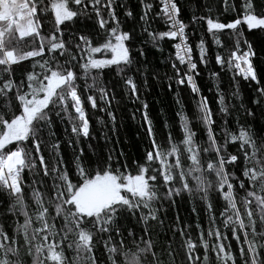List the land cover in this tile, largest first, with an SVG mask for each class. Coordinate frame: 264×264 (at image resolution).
Returning a JSON list of instances; mask_svg holds the SVG:
<instances>
[{"label":"snow or ice","instance_id":"obj_1","mask_svg":"<svg viewBox=\"0 0 264 264\" xmlns=\"http://www.w3.org/2000/svg\"><path fill=\"white\" fill-rule=\"evenodd\" d=\"M215 2L220 5L215 12L213 0H204V13L193 12L185 23L177 0H159L155 17L163 18L165 30L158 31L151 28L153 4L148 0H139V23L130 29L117 16V0H0V192L8 198L0 215L14 218L11 231L0 224V264H24L21 248L32 256V264H70L64 245L76 254L71 264H100L94 245L101 242L104 264H165V257L169 264H202L200 247L203 264L210 251L217 264H264V124L256 126V110L245 107L238 90L230 96L240 103L230 107L217 87L223 134L218 135L213 109L195 83L198 64L209 62L208 36L224 50L214 55L215 63L233 72V83L237 76L255 82L256 98L251 104L256 109L264 105V84L252 60L256 53L244 38L245 29L264 32V0ZM225 13L234 15L222 21ZM124 15L133 18L130 9ZM190 25H206L195 43L198 60L189 41ZM138 27L144 45L139 48ZM225 32L227 42L221 39ZM165 39L173 42L174 49L168 88L171 91L174 82L199 97L196 119L204 127L206 141L196 142V132L182 108L176 114L182 139L174 141L169 131L166 140L157 141L148 105L141 102L149 147L140 161H133L135 174L128 165L114 163L111 152L107 159L98 157L92 167L79 140L90 136L85 105L97 109L98 98L110 108L116 100L111 82L101 79L103 73L114 72L125 95L139 100L135 75H146V47L151 44L160 50ZM152 76L157 79L158 73L153 71ZM108 108L99 110L107 112L115 127V116ZM232 111L243 112L235 126L227 119ZM54 116L61 122L67 119L76 138L75 146L68 141L74 152L71 162L60 153ZM64 132L67 135L68 129ZM42 146L49 149L51 164ZM25 170L41 175L40 186L35 179L25 185ZM49 176L52 182L41 191ZM184 194L190 201L204 203L210 227L205 233L197 222L199 238L194 241L186 231L190 225L173 226V236L181 237L180 247L175 249L170 242L157 252L150 228L153 223L163 226L164 204L175 206L176 197ZM213 200L221 209L223 234L216 226ZM129 217L142 226L139 236L125 226ZM229 234L238 245V258L231 243H225ZM205 235L215 243L210 245Z\"/></svg>","mask_w":264,"mask_h":264},{"label":"trees","instance_id":"obj_2","mask_svg":"<svg viewBox=\"0 0 264 264\" xmlns=\"http://www.w3.org/2000/svg\"><path fill=\"white\" fill-rule=\"evenodd\" d=\"M153 4V10L149 13L152 17L151 28L154 30H165V24L163 18H156L155 13L159 11V4L157 0H148ZM179 7L181 8V18L185 23H189L191 20L193 12L197 15L204 13L202 5L204 0H177ZM120 4H124L125 7H119ZM220 7L219 4L213 0V10L215 12L216 8ZM131 10L133 12V18H126L124 13L126 10ZM116 12L118 18L122 21L123 27L125 29H130L134 25L139 23V16L141 14V5L139 0H117ZM231 15L225 13L220 17L222 21H226ZM47 24V21H45ZM91 27V25H90ZM204 28L206 25L201 27L200 25H190L187 29L189 34V41L194 47V59L198 60V51L195 50V43L198 41L199 37L204 34ZM103 35V33H102ZM95 38V37H94ZM244 38H246L251 44L256 55L252 58L253 64L257 69V75L261 82L264 84V32L253 31L251 33L244 31ZM143 39V34L140 32L139 27L137 28V47H143L140 43ZM223 41L228 40V34L225 32L221 35ZM206 46L209 49L208 57L209 62L207 66L199 65V76L195 78V83L199 86L201 93L208 98L209 105L213 109L214 119L217 121L215 126V131L218 135H223L220 131L222 124V114L219 113V105L217 103V87L225 95V103L230 107L232 104L238 105L239 100L230 96V93L238 90L240 96L243 100L245 107H252L256 110L255 124L259 126L264 124V105L259 109L251 104V101L256 98V84L255 82H249L244 80L242 77L237 76L235 78V83H233V72L227 70L225 67L221 69L219 65L215 63L214 55L217 52H224L223 49L217 48L212 44L211 38L205 36ZM172 41L165 39L160 42V50L152 47L148 44L146 47V59L145 64L147 66V72L145 76L135 75V82L138 87L139 100H134L131 95H125V87L119 82V77L115 75L114 72H108L105 70L101 79L105 83L111 82L110 86L112 91L116 95V100L111 104V107L104 103H101L97 98V109H92L90 105L86 104V114L89 119L90 124V136L87 139L83 137L79 140V148L84 150L85 161H91L92 167H95V160L98 157L107 159L109 152L113 155V162H118L119 166L128 165V171L135 174L136 165L133 161H140L144 156L146 149L149 147V138L147 136V126L144 123L142 117V106L141 102H146L148 105L147 112L148 116L152 121L153 128L155 131V136L157 141L166 140L168 132L171 131L172 138L174 141L178 142L182 139V133L180 129V122L177 117V112L179 109H183L184 114L187 116L190 127L196 132L195 140L196 142L202 143L206 141V134L202 124H200L197 119V106L196 101L199 97H194L190 89L187 86L177 87L173 82L172 90L168 88V78L173 76L171 62L174 58V49L172 47ZM243 48V44H242ZM99 57V54H97ZM144 59V58H141ZM178 63V62H177ZM30 66V65H29ZM155 71L158 73V78L153 79L152 73ZM218 73L216 77H213L211 73ZM147 79V84L145 85L144 80ZM90 82V81H89ZM81 87H83L84 81L80 80L78 82ZM179 98L180 104H177V99ZM100 108H108L112 111L115 116V127H113V122L111 118L107 115L106 111H100ZM243 117V112L239 114L235 111L231 112V115L227 117L231 126H235L237 117ZM135 117V118H133ZM251 120L252 118H248ZM55 120V131L57 133L56 139L61 141L60 143V153L64 157L66 162H71L74 157L73 148L69 147L68 141L72 140L73 145L76 144V138L72 136L71 126L68 124L67 119L61 122L59 119ZM165 121H167L168 127H165ZM65 128L68 129L67 135H65ZM222 142V141H221ZM43 147V155L45 160L51 164L52 157L49 154V149L46 146ZM230 152L234 151L232 147L228 149ZM78 151V149H77ZM122 153V155H121ZM25 185L31 183L33 179L36 180V186L41 184V175L36 172H29L25 170L23 173ZM52 182V177L47 178L46 184L40 187L41 191L45 190L47 184ZM26 193L29 191L26 187ZM239 196H243V193H239ZM239 198V197H238ZM8 198L6 193L0 192V212L6 208ZM221 204L224 202L221 200ZM193 207L196 208V212H193ZM166 211L161 212V218L164 219L163 226L153 223L150 228L152 242L156 247L157 252H159L163 247L167 246L170 242L172 247L178 249L181 245V237L178 233L173 236L171 231L172 227L182 228L185 224L190 225L186 230L188 234L191 235L192 239L198 240L200 229L196 228L197 222H199L201 229L207 233L209 225V215L205 211L204 203L199 199H193L190 201L187 194L183 197H176L175 206L169 203L164 204ZM215 200H213V213L216 216V226L220 227L221 233H225V229L220 226L221 217ZM179 216V223L176 222V217ZM22 219V218H21ZM13 217L0 215V224H3L5 228L9 231L14 227ZM124 224L128 228H133L140 235L141 225L137 223L134 217H129L124 221ZM205 239L208 240L209 244L215 243L212 238L205 235ZM226 244L231 243L234 254L239 256L238 245L235 240H233L229 234V239L225 241ZM96 249V255L100 258V264H104L106 253L103 251V243L94 245ZM199 247V245H198ZM65 256L68 258L70 264L75 258V252L72 249H68L64 245ZM203 248L200 247L199 255H201L203 264ZM20 257L24 264H32V256L27 255L24 248L20 249ZM77 264H81L77 261ZM165 264H169V259L165 257ZM207 264H217L215 255L209 252Z\"/></svg>","mask_w":264,"mask_h":264},{"label":"built area","instance_id":"obj_3","mask_svg":"<svg viewBox=\"0 0 264 264\" xmlns=\"http://www.w3.org/2000/svg\"><path fill=\"white\" fill-rule=\"evenodd\" d=\"M158 4H159V0H157Z\"/></svg>","mask_w":264,"mask_h":264}]
</instances>
